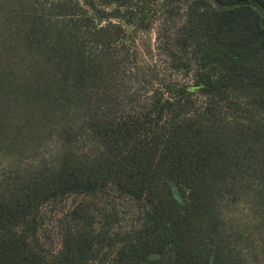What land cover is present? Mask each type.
<instances>
[{
    "label": "trees",
    "instance_id": "trees-1",
    "mask_svg": "<svg viewBox=\"0 0 264 264\" xmlns=\"http://www.w3.org/2000/svg\"><path fill=\"white\" fill-rule=\"evenodd\" d=\"M0 156V264H264V0H0Z\"/></svg>",
    "mask_w": 264,
    "mask_h": 264
},
{
    "label": "rangeland",
    "instance_id": "rangeland-1",
    "mask_svg": "<svg viewBox=\"0 0 264 264\" xmlns=\"http://www.w3.org/2000/svg\"><path fill=\"white\" fill-rule=\"evenodd\" d=\"M183 16H174L172 17L167 23H165L162 27H160L157 31H153L147 35H139L137 37V44H138V49H139V57L142 59V61H148L155 63L159 68H166L167 67V60L166 58L162 55L161 50L159 49L160 47L162 48V41L163 39V33L167 28H175L181 21H183ZM166 32V31H165ZM169 35V32L167 33L166 37ZM160 46V47H159ZM168 75L182 83H190L192 82L191 77L183 76L182 74H178L176 72H169ZM95 145L87 138H84L80 143H79V149L82 153H88ZM55 147H46L45 151L42 152L41 156H47L51 154H55ZM49 159V158H47ZM27 165H34L32 161L30 162H19L16 163L14 162L12 157H1L0 156V172L3 171L5 168H10V169H21L26 167ZM78 200H76L77 203ZM242 200L241 202H225L222 204V215L225 220L226 228L230 231H233L237 236V242H241L242 238L246 237L248 235V222L252 219L251 214L249 213L248 210V200L244 201ZM73 199L65 202L62 204L60 207L55 208V213L52 214L50 210L47 211V222L52 223V220L54 218H57L61 212L66 210V208L72 206ZM66 207V208H65ZM50 229V230H49ZM52 227L49 225L47 226V233H48V246L50 249H56L59 245V238L56 234V231L53 230L51 231ZM246 264H251V262H248V255L246 256Z\"/></svg>",
    "mask_w": 264,
    "mask_h": 264
}]
</instances>
